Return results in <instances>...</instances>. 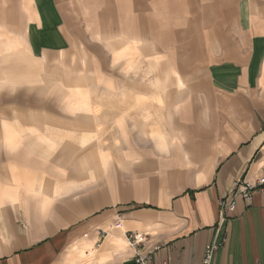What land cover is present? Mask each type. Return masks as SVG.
Returning a JSON list of instances; mask_svg holds the SVG:
<instances>
[{
	"label": "crops",
	"instance_id": "obj_1",
	"mask_svg": "<svg viewBox=\"0 0 264 264\" xmlns=\"http://www.w3.org/2000/svg\"><path fill=\"white\" fill-rule=\"evenodd\" d=\"M80 1L25 0L0 45L27 61L0 87L37 84L53 54L76 65L67 92L38 91L66 92V122L0 119V264H136L131 231L153 264H202L222 235L211 264L264 262V184L216 230L236 181L264 178V0Z\"/></svg>",
	"mask_w": 264,
	"mask_h": 264
},
{
	"label": "rangeland",
	"instance_id": "obj_2",
	"mask_svg": "<svg viewBox=\"0 0 264 264\" xmlns=\"http://www.w3.org/2000/svg\"><path fill=\"white\" fill-rule=\"evenodd\" d=\"M82 8L85 10H91L94 7L99 5V1L97 0H84L80 1ZM104 8V5L102 6ZM25 10V0H0V45L3 42L7 41L10 37L14 35L21 34L24 29V18H23V11ZM82 36V35H81ZM1 48V47H0ZM87 48V46H86ZM93 49V48H92ZM94 53L98 55V59H93L94 66H97L98 70H102L105 68L103 64V57L100 55L98 51L92 50ZM33 60H37V58H33L29 56ZM62 55L57 56L56 54L51 55L50 59L45 64V69L40 70L38 72L39 82L33 85H19L13 89H8L6 86L0 87V119L5 121H15L18 120L20 122H28L31 124V128L39 129L41 127L40 123L46 121L47 123H59L63 120L59 119V116L62 118L64 115H59L61 111L64 112L63 108L61 107V103L63 101L60 100L61 93L64 94L68 91L69 86L73 84L70 81L71 76L73 75V70L71 68H75L76 65L69 64V67L62 65ZM83 60L91 61L90 57L86 54L85 56H81ZM27 61L25 59L21 61H16L13 59L9 60H2L0 56V80L5 74V71L8 68H23ZM96 63V65H95ZM85 68V66H84ZM82 65L80 66L79 71H84ZM63 69V71H62ZM108 73L110 69H107ZM120 73V70H117ZM55 73V74H54ZM117 74V73H116ZM54 75V76H53ZM57 77L60 81H62L63 85H66L65 90L66 92H57L53 89H49L45 92L38 93L39 86H47L51 83V81L57 80ZM118 84V83H117ZM68 86V87H67ZM93 91L98 89H102L96 87L95 85L90 86ZM87 88V87H86ZM180 89V88H179ZM64 100V98H63ZM46 111H48L46 116ZM66 116V114H65ZM58 117V118H57ZM66 119V118H63ZM1 120V121H2ZM63 122H66L65 120ZM87 123H81L80 127L81 134L86 132V125ZM40 125V126H39ZM84 126V127H83ZM47 127V126H43ZM99 138V136H98ZM75 139V137L73 138ZM72 137L64 139V144L67 141H72ZM98 143V140L96 141ZM95 143V139L91 138L90 144L88 143L84 148L87 149L93 146ZM67 145H59L57 149L62 150L64 155H68L72 151H76V146L66 147ZM71 146V145H68ZM55 148V147H54ZM81 149V150H82ZM6 152L0 146V155L5 154ZM53 158V156L51 157ZM55 165L64 164V171L65 176L67 173L71 172L72 164L69 162H59L53 163ZM75 171V170H74ZM55 172V169L53 173ZM74 176L77 177L75 172L73 173ZM86 172H79V178H85ZM72 176V173L71 175ZM82 181V180H81ZM80 181V183H81Z\"/></svg>",
	"mask_w": 264,
	"mask_h": 264
},
{
	"label": "built area",
	"instance_id": "obj_3",
	"mask_svg": "<svg viewBox=\"0 0 264 264\" xmlns=\"http://www.w3.org/2000/svg\"><path fill=\"white\" fill-rule=\"evenodd\" d=\"M264 184V178H260L256 183H253L246 178L238 179L235 183L233 193L227 199H220L217 204L219 208L220 222L217 226V231L220 230V224L224 221V218L228 212L232 211L235 207L236 197L241 195L243 197H250L257 185ZM145 240L142 233L131 231L127 238V247L132 248L135 253L133 260L136 264H153L150 254H143L138 248ZM225 242V236L222 235L220 238L213 239L210 243L205 246L204 254L202 258V264H211V260L214 252ZM155 249L157 246L154 247ZM252 264H264V262L255 261Z\"/></svg>",
	"mask_w": 264,
	"mask_h": 264
}]
</instances>
